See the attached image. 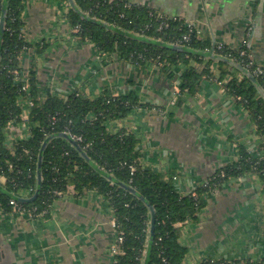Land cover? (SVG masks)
<instances>
[{
	"label": "crops",
	"instance_id": "crops-1",
	"mask_svg": "<svg viewBox=\"0 0 264 264\" xmlns=\"http://www.w3.org/2000/svg\"><path fill=\"white\" fill-rule=\"evenodd\" d=\"M132 1L185 19L209 44L240 48L249 42V52L264 69V0ZM68 10L62 0L25 1L23 31L32 47L21 55L22 74L27 78L35 71L40 99L67 98L75 92L90 98L104 91L136 93L141 105L107 121V129L134 133L140 162L165 174L173 172L175 186L184 194L204 184L217 168L238 161L241 146L262 153L263 137L250 112L224 86L236 68L231 66L220 80L221 67L213 62L209 66L214 77L204 75L194 92L182 90L183 73L201 70L207 58L164 69L122 60L117 53L102 54L94 42L74 33ZM237 75L243 76L240 71ZM29 102L20 98L22 121L6 128L10 145L31 133ZM204 200L199 221L183 225L184 262L259 264L264 259L261 178L253 172L231 178ZM114 219L109 201L96 190L77 195L69 188L46 216L0 206V264H114Z\"/></svg>",
	"mask_w": 264,
	"mask_h": 264
},
{
	"label": "trees",
	"instance_id": "trees-1",
	"mask_svg": "<svg viewBox=\"0 0 264 264\" xmlns=\"http://www.w3.org/2000/svg\"><path fill=\"white\" fill-rule=\"evenodd\" d=\"M25 1L0 0V14L6 9L5 26L0 30V181L1 177L5 178L4 188L7 189L0 187V206L11 212L14 208L11 200L16 199L10 192L21 196L35 192L42 154L40 194L31 202L16 200L22 210L34 214L48 210V215L53 202L70 187L77 195L96 190L109 201L117 231L123 235V241L117 244L121 253L115 254L114 264H184L187 249L180 241L183 225L199 221L205 207L204 195L219 191L229 179L250 172L256 173L264 183V97L249 77L240 78L235 69L236 74L233 73L224 86L250 112L263 137L262 153L255 155L241 146L238 161L217 168L207 183L194 191L180 193L173 172L165 174L140 162L139 140L134 133L125 130L111 133L107 129V121L123 118L141 105L136 93L117 96L104 91L98 97L90 98L75 92L67 98L50 95L45 100L40 99L35 71L32 70L27 78L22 74L21 55L32 47L23 31ZM62 1L68 3V0ZM75 3L78 10L68 4L72 28L79 27L76 31L79 39L91 40L102 54L117 53L122 60L140 66L155 63L166 69L191 61L202 63L206 59L202 50L214 47L216 55L231 58L248 68V58L240 53L244 46L232 48L222 43L209 44L200 39L194 28L190 31L183 18L168 17L169 25L159 29L161 10L131 0H75ZM117 28L144 34L161 43L177 44L187 33L190 40L181 45L188 50L128 37ZM207 59L201 70L189 68L183 73L182 90L194 92L204 75L214 77L209 66L213 62H218L221 67L220 80L229 74L231 65ZM248 69L253 73L252 68ZM255 77L264 89V75ZM21 97L32 102L28 119L31 133L10 145L6 128L11 122L22 121ZM62 132L81 136L77 142L87 157L64 137L49 139ZM123 184L134 188L136 193ZM149 205L154 206L156 212L151 241L148 240ZM201 264L224 263L205 259ZM259 264H264V259Z\"/></svg>",
	"mask_w": 264,
	"mask_h": 264
},
{
	"label": "water",
	"instance_id": "water-1",
	"mask_svg": "<svg viewBox=\"0 0 264 264\" xmlns=\"http://www.w3.org/2000/svg\"><path fill=\"white\" fill-rule=\"evenodd\" d=\"M68 4L78 10V8L76 6V3H75V0H68ZM5 13H6V9L4 10L3 14H1V17H0V30H3L4 26H5V18H4V14ZM117 31L121 32L122 34H124V35H126L128 37H134V38H137L139 40H147V41H150V42L155 43V44L156 43H161L158 40L147 38V36L144 35V34L132 33L130 31L122 29V28H117ZM163 43L164 42H162L161 44H163ZM164 44L166 46H168V47H174V48L179 49V50H185V49L188 50V48L185 45H179V44H175V43H164ZM189 50L194 51L192 49H189ZM196 51L197 50H195V52ZM202 51H203L202 54H203V56L205 58H210V59H213V60L225 61L229 65H231L234 68H236L237 70H239L242 73V75L249 77L256 84L261 96L264 97V89H263V87L259 84V82L257 81L255 75L253 73H251L248 68L244 67L243 65H241L240 63L236 62L235 60H233L231 58L224 57V56H221V55H216L214 47L212 49H210V50H202ZM56 136H61V137H64V138L68 139L73 146H75L79 151L82 152L83 156L87 157L86 152L82 150L80 144L76 140H74L69 134H67L65 132L57 133V134L51 135L49 137V139L53 138V137H56ZM47 143L48 142L46 141L45 144L43 145L42 150L46 147ZM42 161H43V155L40 154L39 162H38L39 169H38V174H37L38 187L35 190V192L32 195H30V196L15 195L13 192H10L13 195L14 199H16L17 201H21V202H31V201H34V200H36L38 198V196L40 194V190H41V185H42V172L40 170L41 165H42ZM4 186H5L4 183L0 181V187L4 188ZM123 186L127 187L124 184H123ZM127 188H129V190L131 192L136 193V190L134 188H132V187H127ZM5 190H7V189H5ZM142 199H144V198L142 197ZM149 208H150L151 217H150V228H149V238H148V240L151 241L153 236H154V233H155L156 212H155L154 206L149 205Z\"/></svg>",
	"mask_w": 264,
	"mask_h": 264
},
{
	"label": "built area",
	"instance_id": "built-area-1",
	"mask_svg": "<svg viewBox=\"0 0 264 264\" xmlns=\"http://www.w3.org/2000/svg\"><path fill=\"white\" fill-rule=\"evenodd\" d=\"M136 3V2H135ZM159 17L161 18V21H160V23H159V26H158V28L159 29H162V28H165V27H167L168 25H169V23L168 22H166L167 21V18H168V15L167 14H165L164 12H162V11H160V13H159ZM188 25H189V27H190V31H192L193 30V26L190 24V23H188ZM79 28V27H78ZM190 40V35L189 34H184L183 36H182V38L180 39V41L179 42H177V44H184V42H188ZM249 46H250V43L249 42H246V45L244 46V48L242 49V51L240 52L241 53V55H243L244 57H247L248 58V62H247V67L248 68H252V72H253V74H255V75H264V69L260 66V65H258L256 62H255V60L253 59V56H252V54L249 52ZM221 47V46H220ZM219 47V48H220ZM74 140H81L82 139V137L81 136H77V135H70ZM62 195V194H61ZM11 204H13V206H14V210L15 211H23V212H27L26 210H22L20 207H19V205H18V203H17V201L16 200H11ZM27 213H31V212H27ZM48 213V210H43L42 212H41V214H43L42 216H44L45 214H47ZM113 225H114V227L116 228V221H115V219H114V223H113ZM116 233H117V239H116V244H115V246H114V252L115 253H121V250L118 248V243L119 242H122L123 241V235H122V233L121 232H119V231H117V228H116ZM184 264H186V263H184Z\"/></svg>",
	"mask_w": 264,
	"mask_h": 264
},
{
	"label": "rangeland",
	"instance_id": "rangeland-1",
	"mask_svg": "<svg viewBox=\"0 0 264 264\" xmlns=\"http://www.w3.org/2000/svg\"><path fill=\"white\" fill-rule=\"evenodd\" d=\"M131 1H132V0H131ZM132 2H133V1H132ZM0 17H1V14H0ZM168 17H171V16L168 15ZM180 18H181V17H180ZM73 30H74V33L76 34V31H78L79 28L76 27V28L73 29ZM243 76H244V75H243ZM243 76H242V77H243ZM29 104L32 105V102L30 101ZM1 180H3V181L5 182V178H4V177H1ZM4 182H3V183H4ZM205 183H207V180L204 182V184H205ZM70 188H72V189L74 190L73 187H70ZM13 207H14V206H13ZM13 210H14V208H13ZM30 215H31V216H42L43 214H41V213H37V214L30 213ZM45 215H46V214H45Z\"/></svg>",
	"mask_w": 264,
	"mask_h": 264
}]
</instances>
